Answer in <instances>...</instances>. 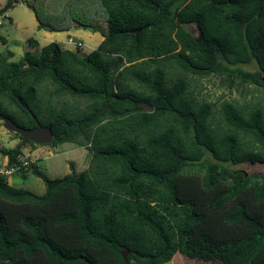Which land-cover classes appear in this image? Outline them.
Instances as JSON below:
<instances>
[{
  "label": "trees",
  "instance_id": "16d2710c",
  "mask_svg": "<svg viewBox=\"0 0 264 264\" xmlns=\"http://www.w3.org/2000/svg\"><path fill=\"white\" fill-rule=\"evenodd\" d=\"M17 4L39 30H88L102 41L88 55L32 37L17 62L0 52V114L33 128L37 88L48 82L90 106L51 113L44 146L91 153L89 170L72 169L41 195L0 178V264H264V176L233 169L264 164L263 112L223 102L230 132L217 136L211 105L196 107L185 79L166 73L234 75L264 88V0H7L0 17ZM252 64L257 71L240 68ZM16 149H0L9 165ZM29 172L50 180L35 165Z\"/></svg>",
  "mask_w": 264,
  "mask_h": 264
},
{
  "label": "rangeland",
  "instance_id": "374dc122",
  "mask_svg": "<svg viewBox=\"0 0 264 264\" xmlns=\"http://www.w3.org/2000/svg\"><path fill=\"white\" fill-rule=\"evenodd\" d=\"M6 1L7 0H0V8L4 6ZM23 5L17 4L10 12V17L16 25L10 23L5 15L4 17H0V35L7 39L5 46L0 42V52L5 48L13 51L14 57L11 60L15 62L22 58L24 41L30 37L36 39V36L34 35L36 33V29L34 28L36 23L35 17L33 13ZM185 28L196 38L199 37V32L195 25H187ZM78 30L79 32L76 34L74 33V30H72V39L75 42L79 40L77 42H81L83 45L82 50L80 51L81 54L88 55L97 48V42L101 35L88 30ZM56 34L58 36L57 39L54 40H66L65 34L61 32ZM40 44L42 46L46 45L44 41H40ZM61 47L63 49L70 48L72 51H75L71 45L65 44L63 46L61 45ZM240 68L246 72L257 71V67L254 64L241 65ZM166 73L170 80H173L176 77H182L185 79L187 83V94L196 107L203 103L211 105L209 122L217 136H222L223 134L230 132V128L225 124L222 117L221 104L223 102L231 103L236 108L240 109L246 116L256 109H260L264 114V88L250 84L247 80H243L238 76L226 74H186L182 73L175 67H167ZM37 90L38 96L41 99L39 111L40 122L37 121L42 126L49 122L48 118L51 117V113L55 114L63 111L68 116L74 117L86 112L90 106L89 101L85 98L74 97L68 94H53L54 87L48 82L43 83L37 88ZM12 108L13 109L9 107L7 110L10 109L15 111V108ZM240 138L247 147L253 149L257 148V145L254 144L251 137L241 135ZM19 144L20 139L7 132L3 128L2 122H0V149L17 148ZM69 150L72 152L69 153ZM48 151L57 152L58 156L48 158ZM3 157V154L0 153V161L3 160ZM21 157H31L37 160L36 168L39 171L52 176L53 174L64 175L67 174V172L71 173L73 170L76 174L89 170L91 153L89 146L87 145L80 147L76 144L64 143L54 149L52 146L26 143L21 148ZM71 161L73 170L68 169ZM233 169L243 171L248 175L257 174L264 176V164L249 162L236 166ZM7 183L14 188L28 190L38 195L45 192V185L42 180L30 172L26 177L22 176L20 173L14 174L7 179ZM168 264L192 263H189L185 258H175Z\"/></svg>",
  "mask_w": 264,
  "mask_h": 264
},
{
  "label": "water",
  "instance_id": "95a60500",
  "mask_svg": "<svg viewBox=\"0 0 264 264\" xmlns=\"http://www.w3.org/2000/svg\"><path fill=\"white\" fill-rule=\"evenodd\" d=\"M22 107L27 109V106L19 100ZM143 105V109L146 111L149 109L148 106L145 104ZM35 126L30 129H24L16 125L11 119L8 117L0 114V122H2L3 128L9 132V133H15L18 134L21 137V141L19 146L16 150H21V148L27 143L32 142L36 145H48L53 141V133L50 127L42 126L36 119ZM60 184V181L58 180H49L46 183L47 190H51L52 188L56 187ZM129 254V251L123 252V260L125 261L127 255Z\"/></svg>",
  "mask_w": 264,
  "mask_h": 264
},
{
  "label": "crops",
  "instance_id": "0c3cea01",
  "mask_svg": "<svg viewBox=\"0 0 264 264\" xmlns=\"http://www.w3.org/2000/svg\"><path fill=\"white\" fill-rule=\"evenodd\" d=\"M20 5H23V4H20ZM23 6H25V5H23ZM14 9V8H13ZM12 11V9L11 10H9V11H7L6 13H5V16H6V18H8L9 19V21H10V23H12V24H14V25H16V23L13 21V19L10 17V12ZM35 22H36V20H35ZM34 28L36 29V33L34 34L35 36H36V40L39 42V44H40V41H44L45 43H46V45L47 44H49V43H51V42H56V43H58V44H60V45H65L66 44V40L67 39H69V38H71L72 39V30H70V31H68V32H61V33H63V34H65L66 35V40H61L60 38H58V39H60V40H54V39H57V34L56 33H52V32H46V31H44V30H39L38 28H37V22L35 23V25H34ZM77 32H79V30H74V33L76 34ZM54 34H56V35H54ZM6 40V42H7V39H5ZM77 41H79V40H77ZM102 41V37H100L99 39H98V42H97V46L100 44V42ZM18 43H20V42H18ZM40 46H42L41 44H40ZM68 49H70V48H68ZM70 50H72V49H70ZM13 52V51H12ZM14 53V52H13ZM56 147H54V149H55ZM66 152H68V151H66ZM72 151H70L69 150V153H71ZM48 154H49V157L48 158H52V157H56V156H58V153L57 152H53V151H48L47 152ZM37 161V160H36ZM0 162H7V158L6 157H3V160H1ZM35 166H36V163H35ZM68 169H72V161L70 162V164H69V167H68ZM50 180H58V179H61L62 177H64L65 175H67V174H69V172H67V174H64V175H57V174H53L52 176H49L48 174H46V173H44ZM43 182V181H42ZM43 184L45 185V191H46V184L43 182ZM41 195V194H40Z\"/></svg>",
  "mask_w": 264,
  "mask_h": 264
},
{
  "label": "built area",
  "instance_id": "2783aa9c",
  "mask_svg": "<svg viewBox=\"0 0 264 264\" xmlns=\"http://www.w3.org/2000/svg\"><path fill=\"white\" fill-rule=\"evenodd\" d=\"M1 24V22H0ZM67 45L73 46L75 51L82 50V43L75 42L73 39L69 38L66 42ZM36 160L31 157H20L17 163L8 164V162H0V178L9 179L14 174L27 173L30 171L31 166L35 165Z\"/></svg>",
  "mask_w": 264,
  "mask_h": 264
},
{
  "label": "flooded vegetation",
  "instance_id": "af4514ba",
  "mask_svg": "<svg viewBox=\"0 0 264 264\" xmlns=\"http://www.w3.org/2000/svg\"><path fill=\"white\" fill-rule=\"evenodd\" d=\"M20 141H21V137H20ZM28 143V142H27ZM251 163H253V162H251Z\"/></svg>",
  "mask_w": 264,
  "mask_h": 264
}]
</instances>
